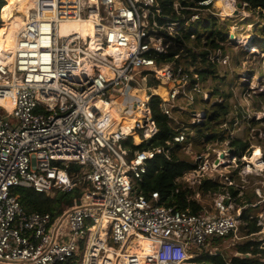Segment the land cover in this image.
<instances>
[{
  "label": "built area",
  "instance_id": "built-area-1",
  "mask_svg": "<svg viewBox=\"0 0 264 264\" xmlns=\"http://www.w3.org/2000/svg\"><path fill=\"white\" fill-rule=\"evenodd\" d=\"M214 1L233 9L237 0H202L196 6L175 1L167 16L159 0H34L11 62L0 64V264H181L193 255L218 253L215 239L243 238L237 231L241 220L246 223V208L264 202V172L254 188L256 203L237 205L238 193L227 191L214 199V214L193 213L163 204L156 191L146 196L137 190L147 161L168 156V149L134 150L129 157L125 146L156 134L151 96L160 97L161 111L172 118L184 93L178 82L189 80L199 90V76L179 63L182 45L175 37L205 22L202 12L213 13ZM184 10L192 12L186 17ZM85 19L92 20L94 42L113 45L114 54L91 48L90 35L60 32L61 23ZM171 51L176 54L170 59H160ZM149 78L162 86L177 84L161 96L147 85ZM115 101L125 108L122 116L139 113L129 127L123 118L114 119ZM202 115L196 113L193 123ZM176 130L174 142H185L186 131ZM202 158L176 183L196 189L205 179L217 181L218 165ZM193 172H199L196 179H188ZM222 177L224 186H232L231 177ZM16 186L50 196L78 187L81 196L53 216L25 211L11 193ZM236 186L238 192L244 188ZM139 239L147 242L146 254L131 252L140 248Z\"/></svg>",
  "mask_w": 264,
  "mask_h": 264
},
{
  "label": "rangeland",
  "instance_id": "rangeland-1",
  "mask_svg": "<svg viewBox=\"0 0 264 264\" xmlns=\"http://www.w3.org/2000/svg\"><path fill=\"white\" fill-rule=\"evenodd\" d=\"M9 2L10 0H8V6ZM218 3L220 2L214 1L210 6L213 13L202 12L205 19L211 16L208 15L209 13L213 14L217 18L215 25L211 17L207 25L206 22L201 21L193 23L197 31L202 33L207 30L211 31L214 26L226 33V38L223 41L218 39L215 42L220 48L212 49L208 56V61L213 64L215 69L214 75H217L218 78L208 77L204 80L201 77L194 78L199 85V90H194L193 83L189 80L179 81L178 83L184 84V93L178 97L170 119L171 125L175 129H184L186 135L188 134L187 140L181 143V147L176 152L178 156L195 163L196 157L202 155V162L206 160V164L211 167L213 164L218 165L215 169L217 181L222 183L224 181L222 176L227 175L231 177V183L235 189L238 188L236 185L244 186L241 192H238L235 201L237 205H243L247 196L255 195L254 188L261 180L260 173L264 172V169L259 171L253 164L254 159L260 158V155L264 161V36L261 34L264 29V12L243 4L238 5L237 1L233 9H229L223 3H220L219 6ZM190 45L191 51L185 46L178 47V51L181 53L179 63L183 69L189 67L192 53L196 54L198 50L204 49L194 44ZM195 64L206 66L207 63L201 62L199 56L196 58ZM189 69L193 70V68ZM173 84L175 85L177 82L170 81L162 86L158 85L154 79L149 78L147 85L155 88L159 95L164 96L166 88L172 87ZM135 89L138 91L139 87ZM214 91H219V94H214ZM139 96L143 98V92ZM215 102H226L229 110L224 118L220 117L218 121L214 122L215 128L211 127L208 131L215 129V131L223 133L225 140L220 141L218 137L209 141L204 136L195 141L196 132L191 126L193 118L196 117L195 114L199 115V113L208 110L210 105ZM113 106L116 107L118 113L124 112L121 102L115 101ZM232 138H240L249 142L242 157L230 155V153L227 154L228 156H223V151L228 153L229 149L231 150L229 142ZM198 173L193 172L190 177L188 176V179H196ZM227 187H229L228 182L220 192L200 193L194 198L202 205V211L214 214L213 201L218 195L226 194ZM257 200L258 197L255 195L251 203H256ZM245 211L247 216L256 217L257 224L261 227L260 235L256 233L253 237H264V202L255 207H247ZM234 212L230 210L229 213L233 214ZM243 224L244 222L241 220L237 236L242 235L240 226ZM238 241L240 240L229 237L215 244V247L218 253L231 255L234 252L233 246ZM199 256L193 255V258L184 264H206L205 261L197 260Z\"/></svg>",
  "mask_w": 264,
  "mask_h": 264
},
{
  "label": "trees",
  "instance_id": "trees-1",
  "mask_svg": "<svg viewBox=\"0 0 264 264\" xmlns=\"http://www.w3.org/2000/svg\"><path fill=\"white\" fill-rule=\"evenodd\" d=\"M175 1H179L184 6H187V4L196 6L198 5L197 3L202 0H159V6L162 8L164 15L167 16L173 13V3ZM237 1L240 3L246 2L250 8L264 12V0ZM7 6L8 0H6V2L5 0H0L1 14L3 9ZM191 12L192 11L189 10L183 11L186 17ZM210 17L215 25L217 18L212 15L207 18L208 22L206 25L209 23ZM2 19L6 24V20L4 18ZM2 19H0V23H3L2 25L0 24V32L6 30L10 25L9 22L5 25ZM261 34L264 36V29H262ZM191 35H194V37L191 38ZM175 38L179 45L185 46L186 48L188 47L189 51H191L190 44L204 48L203 50H198V53L196 54H191L192 60L189 67L185 68L186 72H189V68L192 67L194 68L193 72L203 80L208 77L215 79L218 78L217 75H214L215 69L213 68V64L208 61V56L212 49L220 48L215 42L218 39L219 41H223L226 38V33H224V31L218 29L217 26H214L211 31L207 30L202 33L197 31L195 26L192 25L180 30ZM174 54H176V52L171 51L170 53L161 55L160 59L168 60ZM199 56L201 57V62L207 63L206 66H197L195 64V60ZM155 81L158 82L157 80ZM213 93L219 94V91H214ZM160 101L161 99L157 95L151 96L149 101L152 117L157 126L156 134L138 146L132 145L131 141L125 142V146L129 150V157L133 154L134 150H146L157 146L168 149V156L163 153L157 154L147 161L146 173L143 174L141 180L137 182V190L146 196L153 191L158 192L160 195V201L167 206H173L182 210L189 209L193 213L202 212V205L193 198L195 193H217L220 192L224 185L219 181H212L209 179L203 180L196 189L187 188L182 184L176 183V178L182 176L185 171L193 169L195 165L187 159L180 158L176 153L181 147V143L174 142L173 137L177 133V130L171 125V119L161 111L159 107ZM228 110L229 106L226 102L212 103L208 110L203 112V119L198 123L191 124L196 132L194 140L198 141L204 136L206 140L209 141L218 137L220 141L225 140V135L223 133H219L215 131V129L212 131L208 130L215 126L214 122L218 121L220 117L224 118L228 113ZM111 112L113 113L112 115L114 119L117 121L118 111L113 105ZM134 137L135 142H137L138 138L136 136ZM229 144L232 151L231 155L237 157H242L249 146L248 141H244L240 138H232ZM77 170V165H71V171L76 172ZM227 189L232 197H236L238 193L237 189L233 186H229ZM11 193L17 196L25 211L47 212L55 216L79 201L81 189L77 187L70 191L57 190L50 196L45 193L37 192L31 188L16 186L11 189ZM253 196L255 195L251 194L250 196H247L246 203H251ZM243 218L246 222L240 226L242 232L241 236L243 238L234 244V252L231 255L222 252H214L213 254L203 253L197 258V260L205 261L206 264H264V237H253L254 234L259 233L261 230L260 225L257 224V218H249V216L246 215V212ZM231 236L232 234H229L226 238ZM220 241V239H215V244L220 243Z\"/></svg>",
  "mask_w": 264,
  "mask_h": 264
},
{
  "label": "bare ground",
  "instance_id": "bare-ground-1",
  "mask_svg": "<svg viewBox=\"0 0 264 264\" xmlns=\"http://www.w3.org/2000/svg\"><path fill=\"white\" fill-rule=\"evenodd\" d=\"M219 2L222 3L221 1ZM220 3H218L217 5L220 6ZM33 7H34V0H15V1L11 0L9 6L3 9L2 14L0 12V17L2 16L1 19L4 18L6 22L8 21L9 24L11 25L6 30L0 32V64L11 62L14 54V47L17 40V35L20 32V30L23 28L27 16ZM70 31H76L77 33H80L83 36L90 35L92 37V41L90 44L91 48L98 50L103 49L105 53L111 52V54H114L116 51V48L113 45H109L107 47H101L100 45L94 42L93 24L91 19L61 23L60 25L61 33H69ZM136 90L137 89H135L133 92H136ZM121 108H123L125 111V108L123 107L122 104H121ZM123 113H118L117 121H120L123 118V121H125L124 124L126 123L128 127L137 119L139 115V113L136 112L126 116H122ZM137 141L139 140L137 139ZM253 164L256 168H261L264 166V161H262L259 157H256L253 161ZM138 242L140 244V248L137 249L132 248L131 252H136L139 255L146 254L148 251L146 240L139 239Z\"/></svg>",
  "mask_w": 264,
  "mask_h": 264
},
{
  "label": "water",
  "instance_id": "water-1",
  "mask_svg": "<svg viewBox=\"0 0 264 264\" xmlns=\"http://www.w3.org/2000/svg\"><path fill=\"white\" fill-rule=\"evenodd\" d=\"M204 21H205L206 23L208 22V20H207V19H205ZM260 159H261V155H260Z\"/></svg>",
  "mask_w": 264,
  "mask_h": 264
},
{
  "label": "crops",
  "instance_id": "crops-1",
  "mask_svg": "<svg viewBox=\"0 0 264 264\" xmlns=\"http://www.w3.org/2000/svg\"><path fill=\"white\" fill-rule=\"evenodd\" d=\"M12 1H15V0H12Z\"/></svg>",
  "mask_w": 264,
  "mask_h": 264
}]
</instances>
